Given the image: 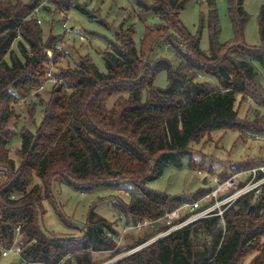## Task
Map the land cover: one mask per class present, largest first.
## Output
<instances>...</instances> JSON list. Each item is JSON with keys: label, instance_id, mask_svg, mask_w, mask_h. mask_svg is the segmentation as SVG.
Masks as SVG:
<instances>
[{"label": "trees", "instance_id": "trees-1", "mask_svg": "<svg viewBox=\"0 0 264 264\" xmlns=\"http://www.w3.org/2000/svg\"><path fill=\"white\" fill-rule=\"evenodd\" d=\"M51 1L58 14L74 8L96 18L76 0ZM191 1L135 0L141 17L145 14L160 21L146 26L139 45L134 25L115 29V40L103 51V72L89 54H79L74 65L61 64L69 61L70 54L61 47L63 34L49 31L45 35L38 22L35 10L43 0H0V171L7 177L0 184L3 247L12 246L17 227L19 235L27 238L19 242L23 257L44 264H97L94 252L117 247L119 229L94 208L81 236L42 230L39 219L46 211L44 201L57 207L53 187L59 181L81 191L128 185L132 195L115 203L126 223L158 220L149 237L122 251L137 248L168 227L162 220L167 212L209 191L203 185L191 194L172 195L148 187V182L160 178L170 166L181 167L184 157L192 158V145L208 140L216 130L264 139V113L257 110L253 118L239 115L249 100V107L264 106V95L257 87V65L264 69V3L258 16L261 44L251 46L244 40L250 18L245 0H228L234 37L227 43L219 41L213 0H208L207 13L201 11L195 34L184 26L180 14ZM95 20L110 28L103 19ZM205 26L210 31L209 52L201 48ZM161 41L171 46L177 62L156 56ZM51 58L58 81L48 83L52 89L35 131L21 128L16 164L10 155V143L17 134L10 125L20 119L16 106L32 96L43 101L39 87ZM162 71L167 73L164 87L155 83ZM201 76L212 77L217 84ZM123 92L127 96L119 95L108 107L112 97ZM263 161L264 156L247 158L218 173L213 160L192 159L190 165L226 178ZM35 179L39 181L34 183ZM224 218L225 224L218 216L191 222L111 264H238L253 252L248 264H264V188L258 196L242 197Z\"/></svg>", "mask_w": 264, "mask_h": 264}, {"label": "rangeland", "instance_id": "rangeland-1", "mask_svg": "<svg viewBox=\"0 0 264 264\" xmlns=\"http://www.w3.org/2000/svg\"><path fill=\"white\" fill-rule=\"evenodd\" d=\"M29 1V0H24ZM81 4H86L87 9L92 11L95 19H103L110 28L102 25L93 18L88 17L85 13L70 9V18L68 26L62 27V17L57 12L56 6L51 0H43L39 5L38 18L42 20V27L45 35L49 31L63 34V43L61 47L66 49L70 54L69 61L63 60L61 64L67 63L74 65L79 54H89L98 68L105 72L106 65L103 58V51L108 46L109 41L115 40V29H126L130 25H134L136 33L134 39L137 45L140 44L141 38L145 32L147 25L158 23L160 20L157 17L145 16L141 17L139 7H135V0H76ZM218 12L220 33L219 41L227 43L234 37L233 25L228 11V0H213ZM208 0H193L189 2L180 14V19L184 26L193 34L198 31L201 11H208ZM264 0H245L244 8L249 13L250 18L245 26L244 40L245 43L251 46L261 44L258 16L261 5ZM145 19L144 21L140 19ZM210 31L207 26L203 28L201 38V48L210 51ZM16 47V45L14 46ZM156 56H165L174 62L178 61L175 52L171 46L164 41H161L156 49ZM260 74L257 78V87L264 95V69L257 65ZM200 79L210 81L211 84H217V81L209 76H201ZM156 85L164 87L167 84V73L162 71L158 74ZM43 90L39 89L41 101L32 96L28 99H21L16 106L17 112L20 114V119L14 121L10 126L17 131L16 136L10 143V155L15 159L16 164L20 162L19 148L21 144L20 130L21 128H29L35 131L37 125L43 117L44 101L50 96L52 86L45 85ZM250 93L253 88L251 87ZM119 95L127 96V92L117 93L108 102V107H111ZM250 102V100L248 101ZM242 104V109L239 115L241 117L247 115L253 118L255 112L260 110L264 113V106L252 104ZM240 132L230 129H220L212 132L210 138L202 141L199 144H193V156H186L182 160L181 167H168L163 175L153 181L147 183L148 187L160 191H165L169 194H191L203 186L200 179L199 167H191V160L194 159L198 163L204 159L206 163L213 160V166L218 173L223 168H229L231 163H235L247 158L264 156V139H255L251 136L241 135ZM205 172V171H203ZM7 180L4 171H0V184ZM38 179L34 180L38 182ZM127 184V183H126ZM127 187L122 188H98L87 191H81L72 186L56 182L54 184V194L57 207L53 202L44 201L45 213L41 215L39 224L42 230L48 234L65 235L77 237L82 235V228L86 224L89 212L92 208L113 221L114 225L119 229V236L116 237L118 245L110 251L94 252L93 256L97 264H111L119 259L130 255L140 248H133L129 251H122L124 246L133 244L137 240L149 237L152 231L157 228L156 225H146L142 228H135L133 224H127L126 218L116 209L115 203L123 198H129L132 190ZM153 229V230H152ZM155 235L154 237H156ZM153 236L146 240L147 244L153 242ZM204 236H199V240H203ZM16 241L26 242L27 238L17 234ZM143 244V243H142ZM146 244V245H147ZM256 252L249 254L238 264H248ZM18 257L11 254L3 257L0 264H17Z\"/></svg>", "mask_w": 264, "mask_h": 264}, {"label": "built area", "instance_id": "built-area-1", "mask_svg": "<svg viewBox=\"0 0 264 264\" xmlns=\"http://www.w3.org/2000/svg\"><path fill=\"white\" fill-rule=\"evenodd\" d=\"M35 11L38 14L39 8ZM59 15L62 17V27L66 28L70 18L69 12L61 11ZM38 22L42 23V20L38 18ZM46 54L51 57L53 56V53L50 50H47ZM48 65L49 67L46 72V78L43 81V84L39 87L41 90L45 88L46 84L58 81L55 73V60L51 58ZM199 173L200 179L207 176V182L203 183V185L208 187L209 191L197 200L183 203L174 210L167 212L163 216L162 220L165 221L168 227L154 237L153 240L178 230L191 222L211 216H218L221 223L225 224L224 217L229 208L234 206L242 197L246 195L253 194L254 196H258L264 188V161L247 168L240 169L226 178H222L218 174L210 175L203 171H199ZM157 222L158 220H144L137 222L133 226L140 229L146 225H157ZM16 231L17 234H19L20 227H17ZM16 239L14 240L12 246L7 248L3 247L0 243V250L2 251L3 257L14 254L18 257L17 264H44L36 261H30L23 257L22 248ZM146 244L147 242H144L139 245L138 248L143 247Z\"/></svg>", "mask_w": 264, "mask_h": 264}, {"label": "water", "instance_id": "water-1", "mask_svg": "<svg viewBox=\"0 0 264 264\" xmlns=\"http://www.w3.org/2000/svg\"><path fill=\"white\" fill-rule=\"evenodd\" d=\"M202 182H203V183H206V182H207V176H204V177L202 178Z\"/></svg>", "mask_w": 264, "mask_h": 264}]
</instances>
